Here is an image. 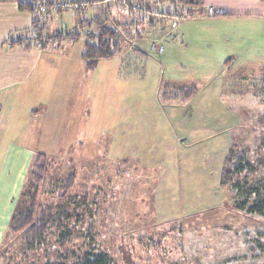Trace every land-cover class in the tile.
Wrapping results in <instances>:
<instances>
[{
  "label": "rangeland",
  "instance_id": "374dc122",
  "mask_svg": "<svg viewBox=\"0 0 264 264\" xmlns=\"http://www.w3.org/2000/svg\"><path fill=\"white\" fill-rule=\"evenodd\" d=\"M254 2L248 9L264 7ZM33 5L34 25L10 32L4 45L53 48L43 86L64 83L68 72L75 77L71 93L37 95L51 102L37 105V146L15 148L25 158L9 163L13 186L2 193L11 194H0V264H70L88 251L105 252L113 264H264V218L236 208L242 197L220 185L234 154L255 172L232 179L264 186V23L262 35L256 27L245 33L250 23L199 17L198 7L184 4L173 17L156 14L157 5L131 11L118 0ZM96 6L118 33V52L80 69ZM72 9L79 27L66 17ZM122 12L135 19L128 14L121 24ZM44 68L41 60L39 74ZM189 86L188 99L176 98ZM35 152L50 160L29 189ZM30 193L47 222L33 249L9 230Z\"/></svg>",
  "mask_w": 264,
  "mask_h": 264
},
{
  "label": "crops",
  "instance_id": "0c3cea01",
  "mask_svg": "<svg viewBox=\"0 0 264 264\" xmlns=\"http://www.w3.org/2000/svg\"><path fill=\"white\" fill-rule=\"evenodd\" d=\"M76 1L77 0H69V2ZM82 1L84 0H81V2ZM97 1L99 4H101L105 0ZM205 1L206 0L202 1L203 5L205 4ZM254 1L264 2V0H238L237 5L231 6L230 4H227L225 0H222V3H219L221 1L209 0V9L206 12L200 9L202 4L194 6L200 9L197 10V15L199 17L207 15L210 17H215L214 19H234L237 22V25L242 23H250V27L242 29L245 31V33L249 28L254 27H256V29H258L260 32L261 29L259 28L258 24L261 25L264 23V7H261L258 11L248 9L247 6L249 4L255 3ZM132 3L135 4V2ZM153 5L165 8L168 17L176 16V14L179 13L177 11L180 10V3L172 4L171 1L156 2V4H152V7H154ZM213 6L214 8L212 9ZM96 7L97 12H99L102 8V6ZM70 11L71 12H66V17L71 20L70 22L73 28L79 27L78 23L81 21V16L79 17L77 14H75L73 9ZM90 11V8H85L86 14H90ZM171 11H175L176 14L172 13ZM97 12L96 14L92 15L100 16L102 14L100 12L97 14ZM128 14L129 13L126 12L125 15V12L124 14L122 12L120 16H116V20L119 21V19H122L121 24H124L123 21ZM133 14L134 13L132 12L129 14V19H135ZM34 19L35 15L33 13L20 10L16 2H0V194H6L8 196H10L11 192L6 191V193H2V189L4 185H6L5 187L8 189L10 188V185L13 186V184L8 183V179L11 178L12 175L9 163L14 162L16 164L20 160L23 161L25 158V153L20 152L15 148L22 146L25 147V144H30L31 142H35V146H37V139L40 137L37 135V122L40 121L37 118L39 114L37 105L44 106L46 109L51 104V102L47 103L46 101L37 102V95H42L44 90H47L49 96L56 95L59 90L63 94L65 90L71 93L69 90H73L72 79L75 77H72V72H68L70 75L65 77L66 80L64 83L56 80L53 82L52 86L50 84H44L47 86L45 87L42 84L41 78H46V74L48 72L47 70L52 69L50 64L52 62L51 53L53 52V48L50 47L46 50L45 45L37 46V43H30L28 46L18 44L14 47H8L4 45L3 42L5 38L8 37L10 32L17 31L18 29L24 28L26 26L29 27V25L31 26ZM133 23L136 25H141L136 21ZM66 24L65 26H69ZM175 24L176 22L171 23L172 26ZM262 34L263 32H260L258 35ZM250 35L251 34L249 33L248 36ZM251 36L256 37L257 35ZM82 51L80 52L77 66L80 69L84 68L85 70H88L81 59ZM41 60L42 63H45V68L44 71L39 74L38 66ZM69 77L71 78V81L68 79ZM50 91H52V94H50ZM41 115H45V111L42 112ZM31 146L34 145L30 144V147ZM36 153L37 152H35V154ZM7 198L9 202L10 197L6 196L4 200H7ZM6 214L7 219L5 222L8 224L10 214L8 215L7 212Z\"/></svg>",
  "mask_w": 264,
  "mask_h": 264
},
{
  "label": "trees",
  "instance_id": "16d2710c",
  "mask_svg": "<svg viewBox=\"0 0 264 264\" xmlns=\"http://www.w3.org/2000/svg\"><path fill=\"white\" fill-rule=\"evenodd\" d=\"M13 1L16 2L20 10L34 13V2L36 0H0V2ZM81 0H77L80 2ZM171 1L172 4L180 3L184 5H200L203 0H134L135 4L140 8L143 6H151L156 2ZM32 21V25L35 23ZM106 17L97 16L92 20L94 32L86 35L81 59L85 67L93 69L100 59L112 58L117 54L119 45V36L116 30L106 24ZM91 25V24H90ZM76 39V38H75ZM28 46V44L26 45ZM176 98L186 100L194 92L195 87H182L177 89ZM165 93V90L164 92ZM234 154L227 157L226 165L223 166L222 177L220 178V185L228 184L235 191L237 197H242L236 204V208L245 211L248 214L257 215L264 218V186L241 182L238 179H232L234 176L241 173L255 172L254 166L246 161L244 158H235ZM235 160H234V159ZM49 157L43 152H37L33 161L30 173L26 180V185L31 188H37V183L42 173H46L48 169L47 160ZM233 159L231 168L227 166L229 160ZM50 160V159H49ZM74 175L72 174V177ZM33 193V192H32ZM30 193V194H32ZM35 194V192H34ZM32 194V202L30 206L23 208H16L9 221V230L12 233L22 232L24 234L26 245L28 249H33L37 244V235L41 237L44 235L46 228V219L44 213H37V201ZM49 264H65L64 262H55ZM70 264H113L109 256L102 251L99 252H85Z\"/></svg>",
  "mask_w": 264,
  "mask_h": 264
},
{
  "label": "built area",
  "instance_id": "2783aa9c",
  "mask_svg": "<svg viewBox=\"0 0 264 264\" xmlns=\"http://www.w3.org/2000/svg\"><path fill=\"white\" fill-rule=\"evenodd\" d=\"M118 3L121 6L128 8L131 11H134L136 9H139L138 6H136V4H134V3H132L131 0H118ZM65 6H67V5H65ZM158 8H160L159 9L160 12H157L156 14H158L160 16H166L167 15V12H166V9L165 8H163V7H157V9ZM38 9H39V7H38ZM175 18H177V17H175Z\"/></svg>",
  "mask_w": 264,
  "mask_h": 264
}]
</instances>
